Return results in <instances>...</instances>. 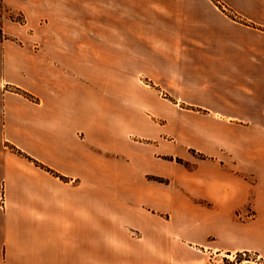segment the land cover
Returning a JSON list of instances; mask_svg holds the SVG:
<instances>
[{"label":"crops","instance_id":"1","mask_svg":"<svg viewBox=\"0 0 264 264\" xmlns=\"http://www.w3.org/2000/svg\"><path fill=\"white\" fill-rule=\"evenodd\" d=\"M2 4L0 264H264V0Z\"/></svg>","mask_w":264,"mask_h":264},{"label":"rangeland","instance_id":"2","mask_svg":"<svg viewBox=\"0 0 264 264\" xmlns=\"http://www.w3.org/2000/svg\"><path fill=\"white\" fill-rule=\"evenodd\" d=\"M4 17L2 19V21L4 20V18L6 20L10 19V20H17V21H21L22 17L20 15H15L12 13H3ZM189 154H190V159L189 160H185L183 158L180 157H169V156H162L161 158L166 160V161H172L176 166H179L181 168H183L184 170H192L195 166L194 161L197 159H206V156L193 151V150H189ZM135 169H139V165L138 163H136L135 165ZM137 179L139 178V174H136ZM148 179H152L158 183H162V184H166L168 185L170 183V180L168 178H162V177H155V176H148ZM205 206V205H204ZM213 259H211L209 262L210 264H263L261 260H259L255 254L253 253H249V252H241V253H233L230 254L228 253V255H225V253L219 254L218 253H213L212 254Z\"/></svg>","mask_w":264,"mask_h":264},{"label":"trees","instance_id":"3","mask_svg":"<svg viewBox=\"0 0 264 264\" xmlns=\"http://www.w3.org/2000/svg\"><path fill=\"white\" fill-rule=\"evenodd\" d=\"M7 13L8 10L7 8L2 4V0H0V42L4 39H6V35L3 33V30H2V19L4 17L3 13Z\"/></svg>","mask_w":264,"mask_h":264},{"label":"built area","instance_id":"4","mask_svg":"<svg viewBox=\"0 0 264 264\" xmlns=\"http://www.w3.org/2000/svg\"><path fill=\"white\" fill-rule=\"evenodd\" d=\"M1 201H2V199H1Z\"/></svg>","mask_w":264,"mask_h":264}]
</instances>
